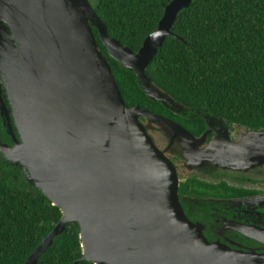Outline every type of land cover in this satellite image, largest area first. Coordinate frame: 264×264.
Segmentation results:
<instances>
[{
	"label": "water",
	"instance_id": "95a60500",
	"mask_svg": "<svg viewBox=\"0 0 264 264\" xmlns=\"http://www.w3.org/2000/svg\"><path fill=\"white\" fill-rule=\"evenodd\" d=\"M193 1L171 0L132 52L108 37L88 0H0V112L18 133L12 148L0 142V153L61 213L24 264H37L66 225L79 232L75 264H264V231L248 247L210 243L179 203L178 177L161 142L175 138L186 152L188 141L202 142L209 130L197 140L162 115L126 106L91 30L150 101L182 111L146 69L164 40L176 38L177 15ZM260 143L264 148V131L208 147L230 170L246 172L257 152L264 155Z\"/></svg>",
	"mask_w": 264,
	"mask_h": 264
},
{
	"label": "trees",
	"instance_id": "16d2710c",
	"mask_svg": "<svg viewBox=\"0 0 264 264\" xmlns=\"http://www.w3.org/2000/svg\"><path fill=\"white\" fill-rule=\"evenodd\" d=\"M170 1L88 0L108 37L132 52L156 29ZM91 30L126 106L171 115L188 129L204 127L196 114L204 111L227 125L264 130V0H194L179 12L172 29L176 38L164 40L146 74L189 110L186 117L150 101L135 73L111 59ZM60 218V210L29 185L21 169L0 157V264H24ZM79 258V232L66 225L37 264H75Z\"/></svg>",
	"mask_w": 264,
	"mask_h": 264
},
{
	"label": "flooded vegetation",
	"instance_id": "af4514ba",
	"mask_svg": "<svg viewBox=\"0 0 264 264\" xmlns=\"http://www.w3.org/2000/svg\"><path fill=\"white\" fill-rule=\"evenodd\" d=\"M0 84H3L1 72ZM5 95L2 88L3 99ZM166 105L167 107L162 106L175 117L188 115L189 110L184 106L185 109L180 111L170 103ZM196 114L204 122L202 129H188L171 115H162L180 124L197 140L203 138L204 133L209 130L202 142L188 141V146L185 144L186 152L181 149V142L175 138V143L168 140L161 142V149L178 177L179 203L188 218L202 224L203 235L210 243L219 242L233 249L256 244L252 234L264 231V155L257 152L246 172H236L230 170L223 161H219L221 152L208 146L213 139H219L223 143L228 140L233 144L249 132L264 130L227 125L223 119H217L204 111H196ZM196 114L191 115L195 117ZM9 118L10 121L0 112V142L12 148L18 133L13 119ZM226 148L227 145H224L223 150ZM256 148L264 151L262 143ZM183 153L192 154L193 159L183 158ZM205 156L211 158L205 159ZM0 157L4 158L1 153Z\"/></svg>",
	"mask_w": 264,
	"mask_h": 264
}]
</instances>
